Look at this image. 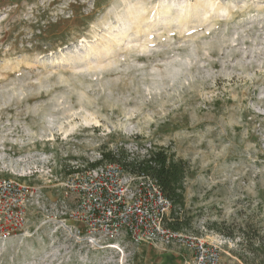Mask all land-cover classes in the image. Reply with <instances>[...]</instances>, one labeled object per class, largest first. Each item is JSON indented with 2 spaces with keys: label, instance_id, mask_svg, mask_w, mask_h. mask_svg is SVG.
Listing matches in <instances>:
<instances>
[{
  "label": "rangeland",
  "instance_id": "1",
  "mask_svg": "<svg viewBox=\"0 0 264 264\" xmlns=\"http://www.w3.org/2000/svg\"><path fill=\"white\" fill-rule=\"evenodd\" d=\"M160 147L186 165L184 232L218 245L222 264H264V0H0V176L53 205L103 150ZM0 264L192 260L92 246L30 209Z\"/></svg>",
  "mask_w": 264,
  "mask_h": 264
},
{
  "label": "built area",
  "instance_id": "2",
  "mask_svg": "<svg viewBox=\"0 0 264 264\" xmlns=\"http://www.w3.org/2000/svg\"><path fill=\"white\" fill-rule=\"evenodd\" d=\"M59 187L61 196L52 205L44 187L26 178L0 176V242L24 236L30 209H38L54 211L62 228L92 246L101 239L111 243L126 239L136 246L184 250L192 264H222L218 245L167 227L172 203L157 180L145 173L133 174L119 164L106 163L68 175Z\"/></svg>",
  "mask_w": 264,
  "mask_h": 264
},
{
  "label": "trees",
  "instance_id": "3",
  "mask_svg": "<svg viewBox=\"0 0 264 264\" xmlns=\"http://www.w3.org/2000/svg\"><path fill=\"white\" fill-rule=\"evenodd\" d=\"M106 163H116L133 174L145 173L157 180L164 195L172 203V219L167 221V227L175 232H184V224L179 213L185 208L184 183L187 169L184 161L176 159L174 153L163 147L147 150L145 155L134 157L124 151L103 150L101 159L87 167L96 168ZM76 171L78 170H73L70 174ZM211 227L221 234L225 233L223 225L215 223ZM225 235L229 234L225 233Z\"/></svg>",
  "mask_w": 264,
  "mask_h": 264
},
{
  "label": "bare ground",
  "instance_id": "4",
  "mask_svg": "<svg viewBox=\"0 0 264 264\" xmlns=\"http://www.w3.org/2000/svg\"><path fill=\"white\" fill-rule=\"evenodd\" d=\"M114 248V247H113Z\"/></svg>",
  "mask_w": 264,
  "mask_h": 264
}]
</instances>
